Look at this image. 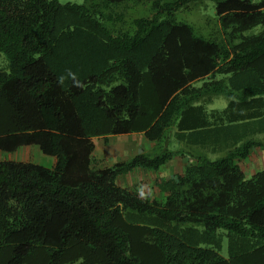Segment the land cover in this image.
Segmentation results:
<instances>
[{"label":"trees","instance_id":"16d2710c","mask_svg":"<svg viewBox=\"0 0 264 264\" xmlns=\"http://www.w3.org/2000/svg\"><path fill=\"white\" fill-rule=\"evenodd\" d=\"M212 1L206 36L203 0H0V151L55 158L0 159V264H264V0ZM125 134L152 148L103 164Z\"/></svg>","mask_w":264,"mask_h":264},{"label":"rangeland","instance_id":"374dc122","mask_svg":"<svg viewBox=\"0 0 264 264\" xmlns=\"http://www.w3.org/2000/svg\"><path fill=\"white\" fill-rule=\"evenodd\" d=\"M58 1L61 3H84V0ZM203 2L204 4H202L207 6L204 7L201 3H195L191 4L188 9H181L178 12V18L189 21L199 33L208 36V32L211 31V28L213 27L212 22H214L215 18V2L212 0H203ZM144 8L145 7H142L140 10L133 9L131 14L135 16L147 15L149 10L147 11V6L145 10ZM227 102L228 100L225 96H219L210 107L223 108L226 106ZM109 139L110 142L108 145H103L101 139H97L96 155L102 159L103 164L126 159L135 155L136 152L148 151L152 148L151 143L141 134L117 135L111 136ZM262 150V148L254 149L249 159L241 163L243 170H245L247 174H251L255 170L264 166V159L262 160L258 153V151H261V154L264 157V151ZM0 159L32 161L48 167H52L55 162L53 156L42 153L37 146H23L15 152L0 151ZM184 165L185 162L183 159L177 157L162 167L160 171L149 172L145 170H136L133 174L123 179L127 185L135 187L141 192L150 193L158 197L159 192L155 187V178L168 177L176 171H181ZM119 182L123 183L122 181ZM221 254L224 256L228 255L226 238Z\"/></svg>","mask_w":264,"mask_h":264},{"label":"crops","instance_id":"0c3cea01","mask_svg":"<svg viewBox=\"0 0 264 264\" xmlns=\"http://www.w3.org/2000/svg\"><path fill=\"white\" fill-rule=\"evenodd\" d=\"M261 149V148H260ZM263 150L262 151H264V148H262ZM258 153H259V155H260V158L263 160L264 159V157H263V155L261 154V151L259 152L258 151ZM263 157V158H262ZM259 159V158H258Z\"/></svg>","mask_w":264,"mask_h":264}]
</instances>
